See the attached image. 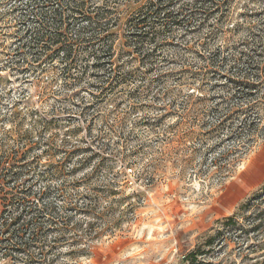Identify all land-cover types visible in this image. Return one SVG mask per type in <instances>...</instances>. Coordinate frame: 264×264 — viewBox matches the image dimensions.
<instances>
[{"label": "rangeland", "instance_id": "rangeland-1", "mask_svg": "<svg viewBox=\"0 0 264 264\" xmlns=\"http://www.w3.org/2000/svg\"><path fill=\"white\" fill-rule=\"evenodd\" d=\"M37 3L0 0V264H264V0L188 7L106 92L31 43Z\"/></svg>", "mask_w": 264, "mask_h": 264}, {"label": "trees", "instance_id": "trees-1", "mask_svg": "<svg viewBox=\"0 0 264 264\" xmlns=\"http://www.w3.org/2000/svg\"><path fill=\"white\" fill-rule=\"evenodd\" d=\"M38 1L37 27L32 32L34 36L31 38V43L40 45V51L52 61L54 58L61 60L59 63L63 66L62 71L66 81H80L86 78L89 71L98 70L95 80L99 81L102 86L100 89L105 92L108 89H115L118 84L126 83L135 76L133 68L122 71L124 65H121L117 59L119 54L130 56L138 54L139 57L147 58L149 55L144 53L146 45H151L153 50L157 47L158 37L162 32H167L164 30H168L175 15H181V12L188 7L192 13H196L204 12L205 9L210 10L222 3L226 5L230 3V0ZM178 2H182L180 11H172L173 7L179 4ZM127 12H129L128 17L122 18ZM125 31L127 33H124ZM122 33L128 41L121 43L120 51L117 49L116 42L117 37ZM257 50L264 51L263 43H259ZM255 70L258 73V84L253 85L251 90L258 89L260 85L264 89V62L256 65ZM242 78L249 79L248 75ZM255 125L256 123L252 122L249 129H253ZM13 154L1 158L0 168L5 167L9 162L14 169L16 168L14 166L20 158L18 159V154ZM43 238L36 231L24 244L27 247H35L44 242ZM61 239H54L53 243L59 244ZM41 254L43 257L40 260L46 264V256L44 253ZM31 258L35 257L31 256Z\"/></svg>", "mask_w": 264, "mask_h": 264}]
</instances>
